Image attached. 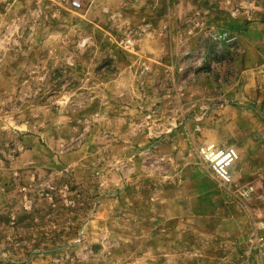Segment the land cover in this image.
Masks as SVG:
<instances>
[{
	"label": "rangeland",
	"instance_id": "1",
	"mask_svg": "<svg viewBox=\"0 0 264 264\" xmlns=\"http://www.w3.org/2000/svg\"><path fill=\"white\" fill-rule=\"evenodd\" d=\"M72 1L0 0V264H259L264 0Z\"/></svg>",
	"mask_w": 264,
	"mask_h": 264
},
{
	"label": "built area",
	"instance_id": "2",
	"mask_svg": "<svg viewBox=\"0 0 264 264\" xmlns=\"http://www.w3.org/2000/svg\"><path fill=\"white\" fill-rule=\"evenodd\" d=\"M73 5L78 6L79 1L73 0ZM205 151L208 157L209 166L214 171L217 178L228 187L234 186L236 193L244 198L251 197L252 187L237 186L234 179V166L238 157L237 152L232 147L216 146L209 143L205 146ZM259 264H264V237L261 238L258 245Z\"/></svg>",
	"mask_w": 264,
	"mask_h": 264
}]
</instances>
